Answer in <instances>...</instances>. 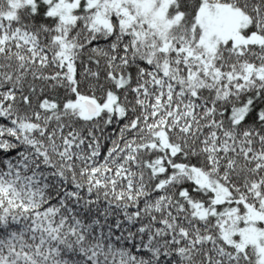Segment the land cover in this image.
Masks as SVG:
<instances>
[{
    "label": "snow or ice",
    "instance_id": "6c2138e0",
    "mask_svg": "<svg viewBox=\"0 0 264 264\" xmlns=\"http://www.w3.org/2000/svg\"><path fill=\"white\" fill-rule=\"evenodd\" d=\"M0 264H264V0H0Z\"/></svg>",
    "mask_w": 264,
    "mask_h": 264
}]
</instances>
